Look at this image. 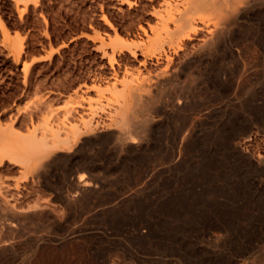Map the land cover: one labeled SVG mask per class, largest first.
I'll list each match as a JSON object with an SVG mask.
<instances>
[{"label":"rangeland","instance_id":"1","mask_svg":"<svg viewBox=\"0 0 264 264\" xmlns=\"http://www.w3.org/2000/svg\"><path fill=\"white\" fill-rule=\"evenodd\" d=\"M161 3L0 0V129L80 135L0 156V264H264V1L203 55L211 25L154 36Z\"/></svg>","mask_w":264,"mask_h":264},{"label":"bare ground","instance_id":"2","mask_svg":"<svg viewBox=\"0 0 264 264\" xmlns=\"http://www.w3.org/2000/svg\"><path fill=\"white\" fill-rule=\"evenodd\" d=\"M257 1H259V0H162L160 7H158V8L154 7L152 10H150L151 12H149V13H151V15H153L156 18V24L153 26H151L152 25L151 24L150 25L151 27L150 26L149 27H150V30L152 31V33L154 34V36L157 38H162L163 36L174 37L175 35H176L175 37H177L179 35L180 39H183L182 36L186 37V38H191L192 32L196 33V31L199 28H202L200 26V23H202L203 25H206L208 27L211 25L209 37L207 39H205L204 42H202V45H200L198 48V50L200 51L199 53H201V55H203V52H205L209 48H216L217 49L219 46L225 45L230 40L228 36L227 37L229 40H227L226 34L228 32H230L231 26L232 25L235 26L236 21H238L240 19L243 20V19L247 18L248 16L253 15L254 13L257 12L258 9L261 8L260 5L256 4ZM261 1H264V0H261ZM206 12L211 13V15H214L215 17L213 19H206L205 16L204 17L200 16L201 13L207 14ZM197 13H199L198 14L199 16H197ZM104 20L106 23H109V20L107 19V17H104ZM147 31L145 30V32H147ZM232 32H233V30L231 31V34H232ZM228 34H230V33H228ZM164 38H163V40H164ZM225 40L227 41L226 43H225ZM231 50L233 51V49H231ZM208 52H209V50H208ZM207 53H204L205 54L203 56L204 58H205V56H207L206 55ZM159 55H157V56H159ZM159 58L157 57L158 60H159ZM166 58H167V68H168L169 66H171L170 64H173L172 63L173 59L168 58V56H166ZM199 59H202V57ZM159 63H161V62H159ZM181 67H183V65ZM167 71H168V69H167ZM159 74L158 75L155 74L156 76L151 75L152 77H150V78H149V76L147 77V79L149 78L150 80H152V83L147 84V81H146V84H145L146 88L147 87H154V86L158 87V86H162L163 84H165L164 76H166V75H164L163 73L162 74L164 76L161 75V73H159ZM167 75L170 76L169 73H167ZM215 79H216V77H215ZM215 79H214V81H215ZM170 80L173 81L174 79H170ZM169 81H167V79H166V82H169ZM143 88H145V87L143 86ZM160 89H158V90H160ZM138 90L139 89L130 90L131 91L130 94L134 97L135 101H137V103H138V104L135 103V105L136 104L139 105L136 108L134 107L135 109H133L135 114L137 113L136 115H138L140 113L145 114L144 112L148 110L147 109L148 107L146 108V106L148 105L149 107H151V104L149 103L150 101L153 104L152 99L150 97H148V95L146 96V95L140 93L141 91L139 90L140 91L139 92ZM154 90H155V88H154ZM159 93H161V92H159ZM123 96H122V98H123L122 101H124V103L123 102L122 103H123V106L124 105L126 106L128 104V100H127V98H125L126 96H124V97ZM178 104H180L179 101L177 102V105ZM154 105H155V103H154ZM145 108L147 110H145ZM182 111H183V109H182ZM131 119L132 120H130V121H132L131 123H133V127L135 126V128L139 132L140 131L146 132V131L152 130L156 124V120L153 118H146L145 117L144 119H142L140 121L135 120V118H133V117H131ZM87 123L88 122H86V124ZM84 126H85V124H84ZM1 129H0V156H1V158L2 159L5 158V159H8L9 161L24 164L25 166L27 165V167L30 165V163H32V164L35 163V162H31V161H36V163H37L38 161H41V160L45 161L46 158H50L53 155L55 149L58 147L64 148V146H70V148H71L74 145H75L74 147H76L78 145L76 140L80 136L78 127H75V129H73V134L70 133V134H72V136L68 135L67 137H64L65 135L63 137H61L59 131L54 130L52 127H51V129H48L49 132L44 133L42 135V137H39L37 135V133H35V132L29 136H21L19 134H16L15 132L14 133L13 132H7V130L4 131ZM80 132H81V130H80ZM125 138L123 137L122 133H118L116 136L117 142L119 144V145L118 144L117 145L121 147V148L119 147L120 149H122L128 141H130V142H128V144L129 143L130 144H136L138 141L136 138H133V139L130 138L131 140L128 138L129 139V140L127 139L128 141L125 140ZM73 139L75 140L77 145L75 142L73 143V141H74ZM84 163L86 165L88 164L87 162H84ZM89 165H90V163H89ZM38 166H40V165H38ZM90 186H91V182L87 181V180L82 185V187H85V188L90 187Z\"/></svg>","mask_w":264,"mask_h":264}]
</instances>
